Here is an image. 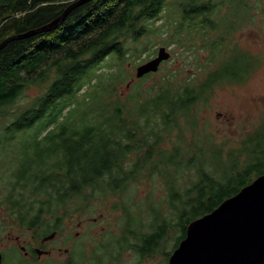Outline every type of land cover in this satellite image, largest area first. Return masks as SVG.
<instances>
[{
	"label": "trees",
	"instance_id": "16d2710c",
	"mask_svg": "<svg viewBox=\"0 0 264 264\" xmlns=\"http://www.w3.org/2000/svg\"><path fill=\"white\" fill-rule=\"evenodd\" d=\"M73 1L0 0V43L51 23ZM168 2L92 0L71 11L56 29L12 41L0 50V111L27 89L46 87L11 120L0 140V151L10 154L1 155L3 162L16 166L7 177L11 216L17 212L27 219L48 210L65 218L77 210L93 211L97 200L117 196L121 202L112 209L125 215L119 244L168 252L164 242L171 240L173 231L174 251L190 223L264 175V121L238 140L237 148L228 150L222 148L225 143L214 144L208 126L199 127L197 106L204 109L216 86L243 82L256 66L235 51L217 67L229 44L228 32L220 31L236 23L221 17L219 24L216 1L171 2L183 13L172 44L193 34L202 44L211 32L219 34L200 47L210 49L209 66L216 65L202 71L204 80L195 75L176 86L179 74L174 71L156 85H147L148 74L123 97L119 83L126 76L99 73L109 59L124 64L147 51L145 38L158 35L162 27L156 22L162 20ZM221 4L223 9L226 2ZM176 15V10L169 15L171 24ZM169 30L165 34L173 38ZM85 87L90 89L84 92ZM157 180L166 192V214L161 205L147 211L152 223L145 231L141 217L138 220L133 212L141 207L131 191ZM77 202L81 207L75 209Z\"/></svg>",
	"mask_w": 264,
	"mask_h": 264
},
{
	"label": "rangeland",
	"instance_id": "374dc122",
	"mask_svg": "<svg viewBox=\"0 0 264 264\" xmlns=\"http://www.w3.org/2000/svg\"><path fill=\"white\" fill-rule=\"evenodd\" d=\"M212 1L218 3V15L216 16V20L219 21L220 25L222 24L220 20L221 17L231 19L236 23V27H233V31H228V51H224L217 67L228 58L233 57L235 51L247 56V58H250L256 63V66L252 65L250 72V74L253 75L252 81H245L236 87H234L233 83H222L214 88L208 105L206 107L204 106V109H201L200 105L197 106V109H200L198 114L199 127L203 128L208 126L209 132L215 136L214 144L222 147V144L225 143V146L222 148L228 150L229 148H237V141L251 134V132L264 121V32L261 30V28H264V16L261 13L258 15L256 21L260 28L258 34L241 33L240 30H236L239 28L238 24L240 23L237 22L235 18L241 15V13L237 12V9L240 11L243 10L249 0ZM221 1L226 2L223 9ZM171 2L172 0H169L168 7L163 14L162 20L156 22L157 27H162L161 30L158 31V35H151L149 39L145 38V42L148 41V48L141 57L128 58L124 64H121L117 59H109L99 72L103 73V76H107L110 73H122V75L124 74L126 76L125 80H121V83H119V92L123 97L127 96L131 92L132 85L140 80L136 78L137 68L153 60L161 47L166 48L167 52L171 54V58L162 64L157 73H152L150 75L151 78L146 82L147 85H152L153 83L156 85L160 82L161 77L169 73H174V71L179 74L176 78V86L188 80V78L193 79L195 75L198 79L204 80L206 75H204L205 73L201 75L202 71L208 72L211 70L212 66L216 69V65L209 66L208 58L211 56L210 49L204 51L201 50L200 47L203 43L205 46H208L219 37L218 33L211 32L210 37L207 38L206 41L204 40L202 44L199 36L195 34L191 36V39L188 37H181L179 38L180 43L175 45L172 44L176 40V38H174L175 31L182 21L183 13L181 7L173 5ZM258 8L260 9L259 12H261L263 5L259 3ZM175 10L177 21L171 19V21L174 22V24H171L169 15ZM247 11H250V9H247ZM165 22H167L170 28L169 33L173 38L165 34V31L168 30ZM184 28H186V25ZM224 28H222L220 34L226 32ZM164 41L171 42L164 44ZM190 67L192 69H190ZM117 78L120 79L119 75H117ZM198 79L195 84L198 83ZM89 89L90 87H85L84 92H87ZM45 90V86H43L42 89L39 87H31L27 89L14 104L0 111V140L4 138V129L10 124L11 120L24 110L25 105L31 104L37 97L43 94ZM190 135L191 132H188V140L191 139ZM229 139L231 142L228 144L226 141ZM167 147H171L170 143L167 144ZM1 155L8 156L10 154H4L0 151V217L2 214L6 213L2 208L9 212V207L7 208V205L9 202L8 194L11 190V180L9 178L7 181V177L8 172H15L16 169V166L9 165L7 161L3 162ZM161 184V180H157L156 184H144L142 187H137L136 190L131 191L135 193V196H132L136 198L141 207V210H134L133 212L137 214L136 217L138 220L141 217L145 231L151 230L150 225L152 223V216H149V218L145 216L147 211L161 205L163 206L162 213L166 214V205L163 203V200L166 199L167 196ZM188 184L189 183H186L185 186ZM123 197L126 199V196ZM120 202L121 198L117 196H108L104 199L97 200L93 203V207H95L93 211L81 212V210H77L74 214L69 215L70 219H65L64 223L66 225L68 220H73L74 223L69 222V225H71L70 227L76 228L73 224H77L81 221L82 227L81 229H77V231L89 237L98 236L107 238L109 241H112L110 242L112 244L111 246L116 247V245H119V238L122 237L123 219L125 215L121 210L113 211L112 207L114 204ZM80 207L81 203L77 202L75 204V209ZM128 207L130 209L133 207L131 199L128 200ZM59 216H61V214H59ZM101 216L105 219L103 224L99 223L100 220H98ZM94 219H97L98 222L95 223ZM10 231L11 228L8 227L3 236L7 237ZM175 236L176 232L173 231L171 240L169 241L167 239L166 242H164L165 251H173L172 246L174 244V239L172 238Z\"/></svg>",
	"mask_w": 264,
	"mask_h": 264
},
{
	"label": "flooded vegetation",
	"instance_id": "af4514ba",
	"mask_svg": "<svg viewBox=\"0 0 264 264\" xmlns=\"http://www.w3.org/2000/svg\"><path fill=\"white\" fill-rule=\"evenodd\" d=\"M259 3L263 5L261 12L258 8ZM240 13L241 15L236 18L240 23L236 30H240L241 33L258 34L260 28L256 21L259 13L264 16V0H249ZM233 27L236 26L229 25L224 31H233ZM261 30L264 32V28ZM250 72L243 82L233 83L234 87L245 81H252L253 75ZM2 209L7 214L0 217L1 264H169L174 252H146L132 249L128 244L112 247L107 238L89 237L77 231L82 227L81 221L73 224L76 228L69 225V222L74 223L73 220H68L66 226L65 219L70 217L51 215L50 211L45 210L37 217L35 216L38 213H35L23 219L17 212L11 216L6 209ZM98 220L103 224L105 219L101 216ZM98 220L94 219V222L97 223ZM8 227L11 231L4 237L3 234ZM103 231L105 232L104 228ZM139 244L142 245V242Z\"/></svg>",
	"mask_w": 264,
	"mask_h": 264
},
{
	"label": "water",
	"instance_id": "95a60500",
	"mask_svg": "<svg viewBox=\"0 0 264 264\" xmlns=\"http://www.w3.org/2000/svg\"><path fill=\"white\" fill-rule=\"evenodd\" d=\"M91 1H73L60 17L44 27L5 39L0 50L12 41L56 29L71 11ZM170 58L171 54L161 47L153 60L137 68L136 78L157 73ZM169 264H264V175L213 212L190 223Z\"/></svg>",
	"mask_w": 264,
	"mask_h": 264
},
{
	"label": "bare ground",
	"instance_id": "6f19581e",
	"mask_svg": "<svg viewBox=\"0 0 264 264\" xmlns=\"http://www.w3.org/2000/svg\"><path fill=\"white\" fill-rule=\"evenodd\" d=\"M150 248V247H149Z\"/></svg>",
	"mask_w": 264,
	"mask_h": 264
}]
</instances>
